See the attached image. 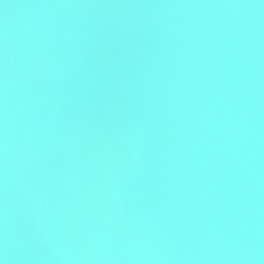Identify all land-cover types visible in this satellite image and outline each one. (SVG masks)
I'll use <instances>...</instances> for the list:
<instances>
[{
	"label": "water",
	"instance_id": "water-1",
	"mask_svg": "<svg viewBox=\"0 0 264 264\" xmlns=\"http://www.w3.org/2000/svg\"><path fill=\"white\" fill-rule=\"evenodd\" d=\"M0 264H264V0H0Z\"/></svg>",
	"mask_w": 264,
	"mask_h": 264
}]
</instances>
